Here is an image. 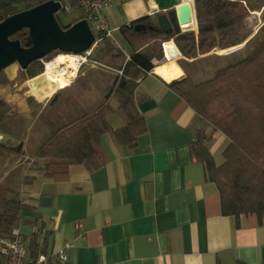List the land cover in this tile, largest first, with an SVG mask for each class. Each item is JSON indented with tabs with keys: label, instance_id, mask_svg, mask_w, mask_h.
<instances>
[{
	"label": "crops",
	"instance_id": "obj_1",
	"mask_svg": "<svg viewBox=\"0 0 264 264\" xmlns=\"http://www.w3.org/2000/svg\"><path fill=\"white\" fill-rule=\"evenodd\" d=\"M156 9L155 0H115L104 8L103 16L112 32L119 31L128 43L120 27L143 16L156 21L153 14ZM71 11L78 14L73 20L61 22L63 25L84 15L77 7ZM171 12L174 10L168 11ZM191 29L196 30V25ZM167 43L175 46L176 53L153 62L156 67L174 60L180 69V75L174 79L187 73L179 64L180 59L193 63L226 53V49L221 53L210 51L187 59L173 40ZM128 44L132 50L146 46L139 39H134V46ZM29 80L0 86L6 116L12 111L23 114L30 110L26 102L29 91L21 97L18 93L23 86L28 88L25 83ZM170 81L154 69L138 79L134 99L145 118L146 132L139 136L135 147H120L104 134L101 145L108 158L105 165L71 164L63 181L45 177L42 171L45 160L32 155L49 134L44 133L48 128L37 132L35 126L36 133L32 135L34 120L31 123L24 118L29 125L26 123L21 132H29L27 142L7 144L22 145L20 152L8 156L26 158L25 162L15 161L17 166L11 169L24 165L23 176L30 178L23 189L26 195L20 198L32 206L20 213L19 227L28 232L22 233L27 241L37 228L47 251L67 244L70 264H264V223H259L254 214L241 215L237 220L222 215L216 185L205 178L203 165L190 152V144L196 139L194 124L198 116L168 86ZM105 94L96 101L89 98L86 102L91 103L89 109L99 105ZM23 99L26 103L22 104ZM21 105L27 109L24 111ZM75 107L78 106L65 112L67 116L77 112ZM61 118L64 120V113L59 111L53 123L58 124ZM108 121L113 128L123 124L116 112L108 116ZM0 131L10 134L2 127ZM206 132H210V127ZM210 135L207 146L219 164L228 140L220 132ZM22 136L9 135V139L14 142ZM30 138L34 144L29 145Z\"/></svg>",
	"mask_w": 264,
	"mask_h": 264
},
{
	"label": "trees",
	"instance_id": "obj_2",
	"mask_svg": "<svg viewBox=\"0 0 264 264\" xmlns=\"http://www.w3.org/2000/svg\"><path fill=\"white\" fill-rule=\"evenodd\" d=\"M44 1L23 0L1 5L0 20ZM60 1L63 6L66 5L65 0ZM77 1L69 0V4L74 5ZM193 3L196 30L187 27L164 33L157 21H151L149 16L121 26L120 32L132 46L134 39L146 44L142 48H133L128 60L120 47L113 46L109 38H102L95 47V58L105 62L111 69H122V73L118 74L114 70L113 81L99 105L79 110L70 117L64 116V120L62 117L58 126L35 147L32 155L45 160L42 168L45 177L63 181L71 164L90 163L93 167L105 165L108 158L101 145V136L104 134H108L120 147H135L139 136L146 132V122L137 108L134 89L138 79L154 69L165 80H171L168 86L198 116L194 124L196 139L190 144V152L203 165L205 178L216 185L222 215L233 216L237 220L241 215L254 214L262 224L264 24L253 33L246 21L251 11L261 10L264 13V0H193ZM139 23L150 25L151 28L137 31L134 26ZM13 38L19 39L24 47L31 44L26 29L17 32ZM170 40L187 59L244 44L239 52H231L232 59L229 62L215 65L204 73L206 79L195 81L188 73L174 79L180 75L174 60L155 67L153 60L163 57L162 42ZM213 56L217 59L222 57L218 54ZM41 60L31 62L25 69L19 68L25 77L24 81L43 74ZM187 62L185 59L179 60L183 68ZM12 65L19 66L16 63ZM12 65L6 68L7 73L4 74L8 81L1 82L0 86L13 83ZM27 90L23 86L18 90L19 96ZM5 108V100L0 98V127L7 118ZM114 112L123 121L122 126L117 128H113L108 121V116ZM12 114L16 112L12 111L8 116ZM207 127H210L211 133L220 132L228 140L222 151L223 161L219 164L207 146L211 136L210 132H206ZM21 147V144L9 146L0 140V150L8 153H18ZM23 181L29 183L30 178L23 176ZM8 192V188L0 192L3 203L0 210V237L9 236L13 227H19L22 210L32 209L29 203L22 202L19 197H6ZM39 241L37 229L28 241L31 252H35ZM42 242V251L45 252L46 244Z\"/></svg>",
	"mask_w": 264,
	"mask_h": 264
},
{
	"label": "rangeland",
	"instance_id": "obj_3",
	"mask_svg": "<svg viewBox=\"0 0 264 264\" xmlns=\"http://www.w3.org/2000/svg\"><path fill=\"white\" fill-rule=\"evenodd\" d=\"M64 2L65 4H67L69 3V0H65ZM76 14L78 13L74 11H71L69 13L66 11L64 12L61 11L58 12V17L60 18V21L62 23H66L70 20H73ZM246 22L248 27L251 28V30L254 33L262 24H264V13H261V10L251 11L250 15L247 17ZM89 25L91 26L92 31L95 33V29L97 27L96 23L90 22ZM112 35H113L112 40L115 41L114 43L111 42L113 46L120 47L123 50V53H131L132 51L131 46L125 40L122 39V36L120 35L119 31L115 30L114 32H112ZM243 44L244 43L240 44L239 46L237 45L226 49L225 54L228 53L230 54L221 57L220 59H217L213 56L204 60L197 61L195 63H186L185 69L187 73L194 78L195 81L206 79L207 76H203V75L204 73L207 72V70L209 71L210 69H212V67H214L217 64L229 62L232 59V56H230L231 52L233 51L239 52L238 50L242 47ZM95 47L96 45L92 48V55H91V60H93V63H86L82 65L76 72L75 76L72 78L69 86H67L66 88L55 89L52 86H48L46 88L47 81H45V78H43L42 74L30 79L28 82L25 83L28 87L29 96H30L29 99H27L26 101L28 104L27 106L30 108V110L25 111L27 109L26 106L25 105L23 106L21 105V106L24 108L25 111L24 113H28L27 117H23L24 113L23 114L16 113L10 116L7 115V118L4 119L1 126L3 129H5L7 132L10 133L9 135L11 137L19 138V135L20 136L23 135V136L19 140L13 142L9 139L8 134H7L8 136L4 135L5 133L0 131V134L2 132L1 135L3 136V142L11 145H17L20 142V140L27 142V138H28L27 134L29 132L28 131H25V133L21 132L22 127H24V125L27 123V119L24 118H29L28 120L31 123L33 122L31 120H34V123L31 126L32 130L33 128L38 127L37 132L40 131L41 129H42L41 131L43 132L44 131L43 129L48 128V130L44 133H49L51 129H55L58 126L56 123H53V119L54 116H58L59 111L61 113L63 112L64 116H67V113L65 112L68 111L69 109L72 111L74 109L73 106L80 107V108L75 107L76 111L87 110L91 106L90 102L88 105L86 104L89 98H93V100L96 101L98 98L102 97V94L104 95L108 91L109 86L113 81V74H115V71L112 70L110 66L106 65L105 62L95 58L97 56ZM217 52L220 53L223 52V50H219ZM59 54L67 55L65 53L56 52L49 54L48 56H46L41 60V63L44 66V71H45V63L50 62L51 60L56 58ZM161 61L162 59L154 60V62H161ZM11 67H14L12 70V81L17 85L21 84L24 81L25 77L23 73L20 71L19 69L20 67L17 66L18 67L17 68L14 65H12ZM6 68H3L0 71V83L8 81V79H6L4 74L7 73V69L9 67L7 69ZM36 83H38L39 88H36ZM26 102L24 100L22 104ZM81 102L84 103L83 107L81 105ZM54 104H56V106L52 107ZM22 110L23 109L21 108V111ZM28 125L29 123H27V126ZM35 133H36V129L33 130L32 135H35ZM45 135L46 134H44V136ZM34 142L35 141H33L31 138L28 141L29 145H31L32 143L34 144ZM20 159H22L21 162L26 161V158L24 157L21 158L16 155L8 156L7 151L0 150V179L5 174L7 173L9 174L6 178L0 180V192L8 188L9 192L6 193L7 194L6 197L9 198L11 197L21 198L23 195H26V193L23 191V189H25L24 188L25 184H27L24 183L23 181L24 165L20 167L18 166V168L11 169L13 165L17 166L14 162L19 161ZM2 207H3V203L0 200V210L2 209ZM20 231L21 233H28L24 229H20Z\"/></svg>",
	"mask_w": 264,
	"mask_h": 264
},
{
	"label": "water",
	"instance_id": "obj_4",
	"mask_svg": "<svg viewBox=\"0 0 264 264\" xmlns=\"http://www.w3.org/2000/svg\"><path fill=\"white\" fill-rule=\"evenodd\" d=\"M23 0H0V6ZM157 9L153 13L159 28L170 32L187 28L185 24L195 22V8L191 0H155ZM169 10L174 12L168 13ZM64 12L60 0H46L0 20V71L14 63L21 69L35 60H41L60 51L65 54H81L89 49L95 35L85 18L63 26L58 12ZM145 24H136L135 30L146 29ZM26 29L30 46L24 47L13 36Z\"/></svg>",
	"mask_w": 264,
	"mask_h": 264
},
{
	"label": "built area",
	"instance_id": "obj_5",
	"mask_svg": "<svg viewBox=\"0 0 264 264\" xmlns=\"http://www.w3.org/2000/svg\"><path fill=\"white\" fill-rule=\"evenodd\" d=\"M114 1L115 0H78L74 5L66 4L63 6V10L66 12H69L73 7H77L82 11L87 22H94L97 26L94 33L95 41L93 45L81 54L76 55L78 69L86 63H93V60H91L92 48L97 45L102 38L107 37L112 43L115 42L112 40V30L103 16L104 8L111 5ZM165 43L166 41L161 44L163 51L162 60L168 58L166 56ZM179 56L180 54L175 58ZM128 59L129 56L127 55L126 60ZM115 71L118 74L122 73V69H117ZM33 230L35 231V229ZM42 247L43 242L40 240L35 252H31L28 248V241L23 237L19 227H13L9 236L0 237V264H70L69 254L66 249L67 244L54 250H46L45 252L42 251Z\"/></svg>",
	"mask_w": 264,
	"mask_h": 264
},
{
	"label": "bare ground",
	"instance_id": "obj_6",
	"mask_svg": "<svg viewBox=\"0 0 264 264\" xmlns=\"http://www.w3.org/2000/svg\"><path fill=\"white\" fill-rule=\"evenodd\" d=\"M183 26L193 27L195 26V22H193L190 25L185 24ZM165 50H166V56L168 58L172 57L177 51L172 43L165 44ZM76 58L77 57L74 54H69V55L59 54L56 58H54L50 62H46L45 71L42 74V76L43 78H45V81H47L46 82L47 86H52L55 89H60L66 86L68 83H70V81L78 71V64ZM38 86H39L38 83H36V87Z\"/></svg>",
	"mask_w": 264,
	"mask_h": 264
},
{
	"label": "flooded vegetation",
	"instance_id": "obj_7",
	"mask_svg": "<svg viewBox=\"0 0 264 264\" xmlns=\"http://www.w3.org/2000/svg\"><path fill=\"white\" fill-rule=\"evenodd\" d=\"M60 52V51H54L53 53ZM62 53V52H61Z\"/></svg>",
	"mask_w": 264,
	"mask_h": 264
},
{
	"label": "clouds",
	"instance_id": "obj_8",
	"mask_svg": "<svg viewBox=\"0 0 264 264\" xmlns=\"http://www.w3.org/2000/svg\"><path fill=\"white\" fill-rule=\"evenodd\" d=\"M62 6H63V4H62Z\"/></svg>",
	"mask_w": 264,
	"mask_h": 264
}]
</instances>
